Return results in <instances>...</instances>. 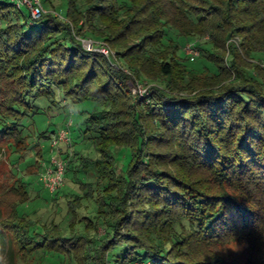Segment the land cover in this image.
<instances>
[{
  "label": "trees",
  "instance_id": "16d2710c",
  "mask_svg": "<svg viewBox=\"0 0 264 264\" xmlns=\"http://www.w3.org/2000/svg\"><path fill=\"white\" fill-rule=\"evenodd\" d=\"M63 1L65 17L73 10L98 27L106 17L123 21L114 36L102 29L99 37L111 42L132 29L134 37L118 53L137 78L147 63L157 65L166 92L158 90L145 109L131 105V128L124 129L121 111L113 108L127 95L123 82L116 84L125 76L113 73L71 38L69 43L59 40L62 30L53 16L33 19L28 10L14 7L15 1L0 0V77L18 85L0 114V138L20 139L24 152L9 147L22 157L30 147L24 143L33 132L29 124L48 111L64 119L69 104L89 107L80 111L84 115L76 122L77 136L89 141L96 157L73 154L63 177L77 159L79 170L91 177L81 187L95 192L83 196L96 201L94 218L104 226L101 236L93 235L98 228L91 221L80 235L66 236L50 220L41 225L40 235L34 221L16 212L28 200L20 187L0 218L9 253L24 264H38L35 257L44 253L63 255L68 264H236L227 252L233 244L241 248L245 264H264V69L237 63V47L229 41L234 33L242 35L239 45L245 54L264 55V42L256 38L260 33L264 37V0H198L207 9L195 6L197 0ZM197 8L208 15L194 12ZM182 19L187 33L177 26ZM165 28L187 41L208 34L210 40L193 45L213 72L186 69L178 62L174 42L160 49L163 39L170 38ZM219 39L227 45L226 58L219 54ZM172 64L182 67L183 86H174ZM203 79L215 82L196 96L172 93ZM59 98L63 102L57 106ZM47 132L39 136L49 139ZM116 147L128 151L123 167L110 153ZM56 192L49 193L53 200Z\"/></svg>",
  "mask_w": 264,
  "mask_h": 264
},
{
  "label": "rangeland",
  "instance_id": "374dc122",
  "mask_svg": "<svg viewBox=\"0 0 264 264\" xmlns=\"http://www.w3.org/2000/svg\"><path fill=\"white\" fill-rule=\"evenodd\" d=\"M143 1L144 0H136L138 4H141ZM185 1L189 2L191 0ZM218 1L219 0H214V2ZM39 2L43 9L42 14L53 16L55 18L54 22L56 23V28H60L62 30L61 33H57L59 40L64 43H69V38H71L72 41L79 43L81 49L85 51V53L87 52L88 54H91V56L94 55L102 62H105V64L113 70V73L119 72L125 76L122 81L116 80V84L122 85L121 82H123L122 86L127 95H125L126 97L121 96L119 101L120 103H117L116 106H114L113 111H121V114H118L119 119L124 121V124L121 123V127L124 129L131 128V105H135L136 108L141 106L145 109V107H148L150 104L155 102L158 90H166V88L162 85L164 79L161 76L162 74H160L158 70L159 67L157 65L147 63L145 65V70H142L140 73V78H137V74L127 66L121 55L118 53V50L124 48L125 45L130 42V38L134 37L131 32L132 29H129L125 35L114 38L115 40L113 39L111 42L104 41L101 37H99L100 35H103L102 29H108L114 36L125 23L121 20L114 21L111 18L106 17L103 18V24L99 25V27L96 25L92 26L89 24L88 18H85L83 14L74 13L73 10H71V13L74 15L65 17L66 5L63 0H39ZM194 4L195 6H199L198 8H209L199 4L198 0L197 2L195 1ZM14 7H16V5H14ZM198 8L194 9V12L201 13L202 16L208 15V11L204 13L200 11L202 9ZM20 10L24 13L27 11V7L20 5ZM178 12H180L178 9L173 10L174 14H177ZM184 20L185 19H182V24H177V26L181 29V32L187 33L185 32L187 30L183 28L185 27L183 23ZM218 21L219 19L215 16L213 22L217 23ZM10 22V20L7 21V23ZM174 23L175 22L173 21V24ZM1 25L3 26L2 23ZM34 25L38 26L39 24L35 23ZM84 26H88L91 31H84ZM165 30L166 36L170 37L169 39L171 40L167 37L163 39L160 49H163L168 43L174 42L179 46V49L177 50V57L180 59L178 62L185 65L186 69L192 70L196 73H200L204 69L209 72H213V69L205 58L197 57L200 55V51L197 50L198 48L196 45H192L193 42L210 40V36L208 34H204V37H202L201 40L195 36L191 37V39L187 41L183 37H179L175 30L165 28L164 32ZM262 30H264V28H262L261 31ZM138 31L141 32L139 28ZM222 32L223 31H221V33H217L219 34V37L224 36ZM261 34L262 33H260V35L256 38L258 41L264 42V37H261ZM241 38L242 35L240 36L235 33L231 38H229V41L237 47L238 58L236 59V62L247 65L248 67L257 65L260 70L264 69V55L257 54V52H253L251 55L245 54L242 49H240L241 47L239 44L242 40ZM260 42L257 44H260ZM88 44H90V47H87ZM189 44L192 46H188ZM216 44L222 46L221 49L223 51H217H219L220 55H224V58H226L228 55L227 45H225L221 39H219ZM100 45L105 46V49L107 50L105 54L100 51ZM136 65L139 70L143 69L139 63ZM172 67V79L174 80V86H178V84L183 86L181 76L184 71L182 70V67H179L176 64H172ZM0 78V114H3L5 103L11 96H16L13 92L14 88H17L18 85L15 80L11 82V79L9 78ZM214 82L215 81L213 79L193 81L190 86L183 87L184 90L172 93L176 96L193 97L200 91L206 90V87H208V85L210 86V84H213ZM217 87L218 86H214L213 88ZM62 102L63 99L59 98L57 106L62 104ZM65 109L68 111V114L65 115L64 119L57 117L52 112L48 111L44 119H37L32 126L31 124L28 125V130H33V132H31L29 140L24 139L25 145L29 143L30 147L22 157H18L16 155L17 153H13L12 148L9 147L10 145H16L18 147V152H24L25 147L23 143H19L20 139L18 140V138H14L13 135H8L3 139L0 138V218H2L3 215L6 216L10 210V202L14 197L11 193H14V191H17V189L21 187L20 191L27 194L28 200L17 205L16 212L17 214H26L32 221L35 222V232L41 231L39 234L42 235L41 225L47 224L50 220H53L55 221L54 223L60 224L59 228L66 236H70L71 234L80 235L81 232H84L87 228V223L91 221L93 224L96 223V227L98 228L93 235L95 237L101 236L104 231L102 220L98 219V217L94 218V214H97L98 210L97 203L93 199H88L87 196H83L84 193L90 192L91 194L93 188L85 186L81 187L80 185L82 182L90 181L91 177H86L84 173L79 170V161L77 159H73L70 169L63 177L62 185L56 190V200L51 198L49 192L38 180L39 175L46 167L50 166V162L53 159L63 160L66 162L70 157L73 158V156H75L73 154L75 153L88 158L96 157V153L89 141H83L77 136L79 131L76 126V122H78L84 115L82 113L80 114V111L83 109L88 110L89 107L85 108L83 104H75L73 107V104H69L65 107ZM144 121L146 120L141 119V124H143L142 126L147 127V123ZM148 124H150V122ZM67 126H70L67 133L68 139H70L72 143L69 141H57V144H53L57 135L61 131H67ZM44 131L49 132V139L39 136V133ZM52 131H55V133L51 134ZM119 151L120 153L118 154ZM160 151H163V149H160ZM110 153L117 162V165L123 167L124 164H126L128 159L127 150L116 147L110 149ZM7 189L10 190V194H8ZM94 193L92 192L93 195ZM76 198L79 199L74 201ZM68 201H70L71 207L67 204ZM0 234L3 236V239H0V264H24L21 260L13 257L9 253L5 233L0 230ZM240 251L241 248L234 246L233 244L227 247V252L230 256H234L236 264H245V261L240 256ZM35 258L37 259L38 264H68V258L58 254H37ZM135 263L137 264L138 262Z\"/></svg>",
  "mask_w": 264,
  "mask_h": 264
},
{
  "label": "built area",
  "instance_id": "2783aa9c",
  "mask_svg": "<svg viewBox=\"0 0 264 264\" xmlns=\"http://www.w3.org/2000/svg\"><path fill=\"white\" fill-rule=\"evenodd\" d=\"M13 1H15V5L17 8L20 5L26 6L31 18L37 19L42 16L43 9L39 0H13ZM192 45L189 44L188 46H192ZM87 47H90V44H88ZM100 51L103 54L107 52L104 45H100ZM67 132L68 131H61L57 135V138L55 139V142H53V144H57L58 143L57 141H65V142L69 141V139H67L68 138ZM64 166H65V162L63 160L53 159L50 162V166L46 167L44 171L39 175L38 178L39 182L43 185L44 188H46V190L49 193H54L62 185Z\"/></svg>",
  "mask_w": 264,
  "mask_h": 264
},
{
  "label": "crops",
  "instance_id": "0c3cea01",
  "mask_svg": "<svg viewBox=\"0 0 264 264\" xmlns=\"http://www.w3.org/2000/svg\"><path fill=\"white\" fill-rule=\"evenodd\" d=\"M0 239H3V236H2V234H0Z\"/></svg>",
  "mask_w": 264,
  "mask_h": 264
}]
</instances>
